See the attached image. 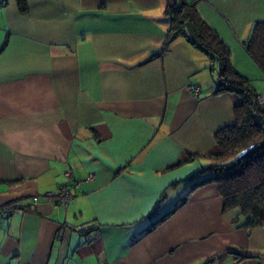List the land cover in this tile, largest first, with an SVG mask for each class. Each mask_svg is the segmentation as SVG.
Returning <instances> with one entry per match:
<instances>
[{
    "label": "crops",
    "instance_id": "obj_1",
    "mask_svg": "<svg viewBox=\"0 0 264 264\" xmlns=\"http://www.w3.org/2000/svg\"><path fill=\"white\" fill-rule=\"evenodd\" d=\"M166 3L0 0V205L24 208L0 215V264H264V225L242 227L213 182L193 188L239 96L214 92L186 37L163 49ZM196 8L264 95L245 47L264 0ZM68 168L74 200L54 206Z\"/></svg>",
    "mask_w": 264,
    "mask_h": 264
},
{
    "label": "trees",
    "instance_id": "obj_2",
    "mask_svg": "<svg viewBox=\"0 0 264 264\" xmlns=\"http://www.w3.org/2000/svg\"><path fill=\"white\" fill-rule=\"evenodd\" d=\"M198 1L167 0L164 15L168 28L163 49L177 37H186L208 56L210 72L218 68L214 92H233L239 101L233 107L234 123L215 134L219 152L200 171L207 176L193 188L213 182L223 198L224 210H239L242 227L261 226L264 225V107L257 102L258 94L249 80L232 66L228 45L200 15L196 8ZM17 4L21 12L26 10L25 0H17ZM245 47L264 70V22L254 24Z\"/></svg>",
    "mask_w": 264,
    "mask_h": 264
},
{
    "label": "built area",
    "instance_id": "obj_3",
    "mask_svg": "<svg viewBox=\"0 0 264 264\" xmlns=\"http://www.w3.org/2000/svg\"><path fill=\"white\" fill-rule=\"evenodd\" d=\"M213 77L215 78V81H218L219 78V70L217 67H214L211 70ZM188 89L192 90L195 94L198 93V88L194 85H189ZM258 99L261 101H264V95H259ZM63 176L65 177V181L63 183L58 184L55 191H47L44 193V198L51 202L54 206H61L66 207L70 202L74 200V195L70 191L69 185L71 183H74L75 179L72 176L71 169H66V171L63 173ZM88 178L92 179L94 178V174H91L88 176ZM76 182V181H75ZM78 183L76 182V185ZM38 201V196H33L32 198V205H34ZM24 211V208L17 206L15 204H5L0 206V215L2 216H10L13 213H22ZM95 224L93 223H87L79 226H71L70 224H66V227L68 229H71L72 231L76 232H85L94 227Z\"/></svg>",
    "mask_w": 264,
    "mask_h": 264
},
{
    "label": "bare ground",
    "instance_id": "obj_4",
    "mask_svg": "<svg viewBox=\"0 0 264 264\" xmlns=\"http://www.w3.org/2000/svg\"><path fill=\"white\" fill-rule=\"evenodd\" d=\"M258 96H259V95H257V102L259 103L260 106L264 107V101L259 100V99H258ZM2 205H5V204H2ZM0 206H1V205H0Z\"/></svg>",
    "mask_w": 264,
    "mask_h": 264
},
{
    "label": "rangeland",
    "instance_id": "obj_5",
    "mask_svg": "<svg viewBox=\"0 0 264 264\" xmlns=\"http://www.w3.org/2000/svg\"><path fill=\"white\" fill-rule=\"evenodd\" d=\"M210 75H211V78L210 79H212V81L215 83V78L213 77V74H212V72H210ZM212 82V83H213ZM257 98V97H256Z\"/></svg>",
    "mask_w": 264,
    "mask_h": 264
}]
</instances>
